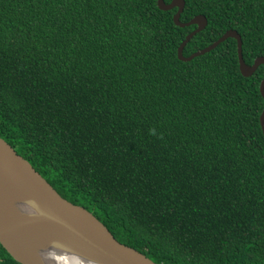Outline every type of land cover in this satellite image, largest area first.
I'll list each match as a JSON object with an SVG mask.
<instances>
[{
  "label": "trees",
  "instance_id": "1",
  "mask_svg": "<svg viewBox=\"0 0 264 264\" xmlns=\"http://www.w3.org/2000/svg\"><path fill=\"white\" fill-rule=\"evenodd\" d=\"M157 2L0 0V137L157 264H264V65ZM185 2L264 57V0Z\"/></svg>",
  "mask_w": 264,
  "mask_h": 264
},
{
  "label": "water",
  "instance_id": "2",
  "mask_svg": "<svg viewBox=\"0 0 264 264\" xmlns=\"http://www.w3.org/2000/svg\"><path fill=\"white\" fill-rule=\"evenodd\" d=\"M163 11L177 9L174 22L179 27L195 25L178 49V58L189 62L216 49L232 38L237 40L240 71L251 77L264 65L258 57L248 65L243 56V40L237 30H228L210 46L186 57L184 50L194 36L205 30L208 19L197 15L181 22L185 0L166 3ZM264 98V78L260 85ZM264 133V110L261 115ZM0 243L20 264H58L63 257L77 264H157L142 252L121 243L93 213L62 197L58 191L0 137ZM42 257V259H41Z\"/></svg>",
  "mask_w": 264,
  "mask_h": 264
},
{
  "label": "bare ground",
  "instance_id": "3",
  "mask_svg": "<svg viewBox=\"0 0 264 264\" xmlns=\"http://www.w3.org/2000/svg\"><path fill=\"white\" fill-rule=\"evenodd\" d=\"M71 261L69 259H66V257H63L61 260H59L58 264H69ZM72 264H77V261L72 260Z\"/></svg>",
  "mask_w": 264,
  "mask_h": 264
},
{
  "label": "clouds",
  "instance_id": "4",
  "mask_svg": "<svg viewBox=\"0 0 264 264\" xmlns=\"http://www.w3.org/2000/svg\"><path fill=\"white\" fill-rule=\"evenodd\" d=\"M41 259H42V257H41Z\"/></svg>",
  "mask_w": 264,
  "mask_h": 264
}]
</instances>
